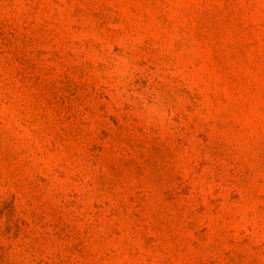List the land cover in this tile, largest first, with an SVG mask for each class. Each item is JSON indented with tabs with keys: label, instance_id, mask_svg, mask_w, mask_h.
<instances>
[{
	"label": "rangeland",
	"instance_id": "374dc122",
	"mask_svg": "<svg viewBox=\"0 0 264 264\" xmlns=\"http://www.w3.org/2000/svg\"><path fill=\"white\" fill-rule=\"evenodd\" d=\"M0 264H264V0H0Z\"/></svg>",
	"mask_w": 264,
	"mask_h": 264
}]
</instances>
